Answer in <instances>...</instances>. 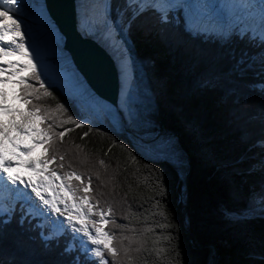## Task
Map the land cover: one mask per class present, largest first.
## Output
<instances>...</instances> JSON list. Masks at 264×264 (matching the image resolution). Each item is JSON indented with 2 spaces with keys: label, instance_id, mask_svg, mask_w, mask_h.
<instances>
[{
  "label": "snow or ice",
  "instance_id": "6c2138e0",
  "mask_svg": "<svg viewBox=\"0 0 264 264\" xmlns=\"http://www.w3.org/2000/svg\"><path fill=\"white\" fill-rule=\"evenodd\" d=\"M76 4L78 11L81 10L82 0H76ZM89 4L92 12L90 27L88 30L78 27L77 31L83 38L99 36L109 49L119 54L115 57L118 64L122 56L132 63L133 74L128 81L126 99L123 104L118 100L112 106V112L120 116L129 137L131 129L139 133L138 139L143 141L144 150L134 139H129V144L153 164L170 163L181 173L187 167L177 137L161 131L155 119L154 95L150 90L142 89L147 73L135 58L130 44L133 26H143L161 39L175 35L176 46L183 47L193 64L204 66L198 81L201 88H218L226 79L252 72L262 77L260 87L264 89V0H89ZM27 7L26 0H0V117H9L7 122L0 118V180L11 194L8 206L0 204V214L7 218L0 219V264H33L30 259L17 260L3 250L5 227L13 218L20 227L27 224L29 231L36 232L43 252L59 249L57 256L65 259L58 264H123L124 259L131 261V249L123 245L126 237L105 229L110 222L116 227L121 226L115 225L112 209L103 208L93 195L91 177L82 178L84 172L65 163V153L61 149L66 133L87 125L88 131L81 133L83 139L92 131V122L68 114L64 103H56L55 107L41 103L42 99L54 100L52 89L55 87L59 91V88L47 82L44 71L38 70L39 61L33 63V53L25 45L22 13ZM145 17H150V22L139 24ZM182 36L199 41V44L193 47ZM16 54L30 58L27 61L7 59ZM80 54L88 63L90 53L84 50ZM224 67L227 71H221ZM72 68L77 85L99 99L95 90L75 70V65ZM26 69L31 71L19 75ZM119 71L122 77L126 76V68L121 66ZM99 75L103 82V73ZM13 77L18 78L13 80ZM6 84L19 86L18 90L13 89L12 96L22 100L26 109L7 102ZM133 85L136 97L132 95ZM121 86H124L123 82ZM67 124L72 127L56 130ZM13 129L16 135L10 134ZM37 147L42 149L41 154L33 155ZM148 151L154 155H149ZM136 158L132 156L133 160ZM17 167L23 168L26 174L16 172ZM155 171L158 173L155 184L159 196L164 198L168 186L165 171L162 168ZM260 191L264 195V184ZM254 212L255 209L249 207L238 216L230 212L226 215L247 219L253 218ZM259 213L264 217V206ZM49 219L51 224L45 234V222ZM147 231L151 232L152 228ZM164 239L171 245L175 238L169 233ZM170 251L175 257L176 247H171ZM155 254L159 257L161 250L156 249ZM260 258L264 260V254ZM167 264L178 262L173 258Z\"/></svg>",
  "mask_w": 264,
  "mask_h": 264
},
{
  "label": "trees",
  "instance_id": "16d2710c",
  "mask_svg": "<svg viewBox=\"0 0 264 264\" xmlns=\"http://www.w3.org/2000/svg\"><path fill=\"white\" fill-rule=\"evenodd\" d=\"M150 20L145 17L139 24ZM130 37L135 58L147 73L142 89L155 97V119L161 131L175 134L189 155L185 201L177 168L143 159L131 148V138L107 117L89 119L78 99L57 85L59 91L52 89L55 99L41 101L51 107L64 103L68 114L92 122V131L83 139L81 133L88 131L87 125L66 133L61 151L66 165L71 163L84 172V179L91 177L90 187L100 205L112 209V219L121 227L110 222L105 229L126 237L123 245L130 247L132 260L124 259L123 264H167L173 258L178 264H264L260 258L264 254V217L259 213L264 206L260 191L264 184L262 77L248 72L226 79L221 87L201 88L198 81L204 66L193 64L183 47L176 46L175 35L161 39L143 26H133ZM181 38L193 47L199 44L186 36ZM63 127L72 126L61 125L56 130ZM156 168L165 171L168 186L164 198L155 184ZM249 207L255 209L253 218L226 215L238 216ZM0 219L7 218L0 214ZM169 233L175 238L171 245L164 239ZM40 244L27 224L20 227L13 218L6 225L2 247L7 255L30 259L33 264L64 261L57 256L58 248L45 253ZM173 246L175 257L170 251ZM156 249L161 250L159 257Z\"/></svg>",
  "mask_w": 264,
  "mask_h": 264
},
{
  "label": "water",
  "instance_id": "95a60500",
  "mask_svg": "<svg viewBox=\"0 0 264 264\" xmlns=\"http://www.w3.org/2000/svg\"><path fill=\"white\" fill-rule=\"evenodd\" d=\"M43 4L49 21L63 40V49L71 64L75 65V70L95 90L100 100L112 105L118 100L120 102V62H116L112 53L96 37L88 39L80 36L77 28L82 27L76 0H43ZM84 50L90 53L88 63L84 62L80 54ZM100 72L103 73V82Z\"/></svg>",
  "mask_w": 264,
  "mask_h": 264
},
{
  "label": "rangeland",
  "instance_id": "374dc122",
  "mask_svg": "<svg viewBox=\"0 0 264 264\" xmlns=\"http://www.w3.org/2000/svg\"><path fill=\"white\" fill-rule=\"evenodd\" d=\"M29 0H26V3L28 4V7L25 9V12L22 13L23 16V21H22V31H24L25 35V45L28 48V51H30L35 42H39L42 46L40 47L39 51L40 52V58L35 61H39V64L37 65L38 70H43L45 73V76L47 77V82H51L54 85L60 86L64 91L72 95L73 97L77 98L78 101L81 103L82 107L86 112L88 113L89 119H103V117H107L110 122L113 124V126L121 132L116 125L111 121L110 115L103 111L100 107V102L95 99V96L90 95L86 88L78 86L75 77L73 76V68L69 65L64 68H59L57 64L54 62L56 57L59 56H64L66 55V52L63 49V40L62 43L61 38L59 37L58 39V34L56 33L54 28H49L46 32H38L36 35L30 34V31L32 29V23L27 21V18L32 14V6L29 5ZM92 12L88 15V18L85 19L87 22L84 26L88 28L90 27V18H91ZM96 39L101 42V38L99 36L96 37ZM59 41V42H58ZM61 43V44H60ZM114 57L119 55L118 53H113L112 54ZM9 60H21V61H27L24 56H20L18 54L13 55L11 57H7ZM121 59L127 61L129 68L131 70V74H133V67L132 63L126 58V57H121ZM120 59V60H121ZM122 60V61H123ZM54 64V65H53ZM30 69L22 70L19 75H26ZM18 77H13V80L17 79ZM5 89L12 94L13 89L18 90V85L16 84H6ZM128 91V88L126 86L122 87V92H121V101L124 103L126 99V93ZM132 95L133 97L137 96V93L135 91V86L133 85L132 88ZM15 101V106L14 107H19L22 109H26V105L24 102H21L20 100L14 99ZM17 119L19 117L17 116ZM163 132H169L162 130ZM123 134H126L124 132H121ZM11 135H16L15 130L13 129L12 132L10 133ZM138 134V133H137ZM132 139V138H131ZM178 140V138H177ZM135 142L138 144V141L135 140ZM139 145V144H138ZM142 150L143 146H141ZM178 148L182 152V158L187 161V167L184 169L183 173L179 170L178 167L177 170L180 175L181 181L184 183L183 186V195H182V200L185 201L187 194H186V180L188 178L189 170H190V165L188 161V157L184 149L181 147L179 140H178ZM42 149L40 150L41 154ZM148 153H152L151 151H148ZM154 155V153H152ZM50 167V165H49ZM51 168V167H50ZM263 199V197H261ZM8 202V201H6ZM2 202V205L8 206V203ZM51 224V220H47L45 222V230L48 232V226ZM106 226V225H105ZM214 264V262L212 263Z\"/></svg>",
  "mask_w": 264,
  "mask_h": 264
},
{
  "label": "bare ground",
  "instance_id": "6f19581e",
  "mask_svg": "<svg viewBox=\"0 0 264 264\" xmlns=\"http://www.w3.org/2000/svg\"><path fill=\"white\" fill-rule=\"evenodd\" d=\"M28 3H29L30 6H32V14L29 16V18H27V21L32 23V26H33L31 31H30V34L36 35L38 32H46L49 28H54L55 29L53 24L49 21V17L47 16V12L45 10L44 4H43V0H35L34 4H33V0H29ZM90 13H91V8H90L89 0H82V8H81V10H79V16H80V19H81V21H80L81 27L84 30L87 29L86 26H84L86 24V22H87L85 19L88 18V15ZM55 31H56V29H55ZM56 33H57V31H56ZM59 37L60 36L58 35V39H59ZM59 41H60V39H59ZM60 42L62 43V38H61ZM101 43L112 54L114 53L111 49H109L104 44L102 39H101ZM29 52L33 53V56L31 58L36 59V60H38L40 58V52L41 51H39V49H36L35 47H33ZM54 60H55L54 62L57 64V66L59 68H64V67L69 66V65L72 67L71 60H70V58H69V56L67 54L64 55V56L56 57ZM122 60L123 59L120 60V64L119 65H120V67L123 66L124 68H126L127 74L124 77L121 76V85H122V82H123V85L126 86V88H128V81L131 80L132 74H131V70L129 68V65H128L127 61H125V60L122 61ZM120 75H121V73H120ZM121 92H122V86H121ZM7 93H8V101L7 102L11 106L14 107L15 106V101H14V98H13L12 94L10 92H8V91H7ZM95 99H97V101L100 102L101 109L110 115L111 121L116 125V127L121 132L126 133L127 136L129 137L128 128L123 124V122L121 121L120 116L118 114H115V113L112 112V106L113 105L108 103V102L102 101V100H100L98 98H95ZM120 103L123 104V102L121 101V97H120ZM0 118L4 119L6 122L9 119V117L7 115H5L3 117H0ZM138 137H139V134L135 133L131 129L130 138H132L134 140H137L138 144L140 146H143V141L139 140ZM25 142H30V141L25 139ZM40 150H41V148L37 147L34 150L33 155H40ZM148 154L149 155H153L152 153H148ZM21 174L22 175L26 174L25 170L21 171ZM0 199H2V196H0Z\"/></svg>",
  "mask_w": 264,
  "mask_h": 264
}]
</instances>
